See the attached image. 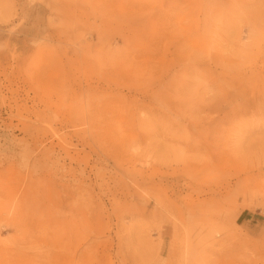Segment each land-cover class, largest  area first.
<instances>
[{"label":"rangeland","instance_id":"1","mask_svg":"<svg viewBox=\"0 0 264 264\" xmlns=\"http://www.w3.org/2000/svg\"><path fill=\"white\" fill-rule=\"evenodd\" d=\"M0 264H264V0H0Z\"/></svg>","mask_w":264,"mask_h":264}]
</instances>
